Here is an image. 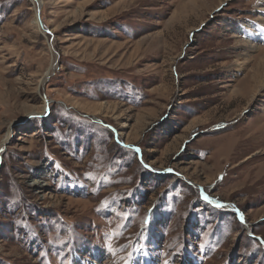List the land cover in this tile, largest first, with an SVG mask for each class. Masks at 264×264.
Segmentation results:
<instances>
[{"label": "rangeland", "instance_id": "374dc122", "mask_svg": "<svg viewBox=\"0 0 264 264\" xmlns=\"http://www.w3.org/2000/svg\"><path fill=\"white\" fill-rule=\"evenodd\" d=\"M260 4L0 0V264H264Z\"/></svg>", "mask_w": 264, "mask_h": 264}, {"label": "bare ground", "instance_id": "6f19581e", "mask_svg": "<svg viewBox=\"0 0 264 264\" xmlns=\"http://www.w3.org/2000/svg\"><path fill=\"white\" fill-rule=\"evenodd\" d=\"M259 6H261V8L259 9V11H261L260 12V14H263L264 13V0H262V5L260 4ZM34 24L37 26L38 24H37V22L35 21L34 22ZM245 33L246 34H250V35H252L253 36V38H255V39H258L259 38V34L254 30V29H251L250 28V31H245ZM244 47H245V51H247V49L248 50H250L251 51V49H254L256 46H254V44H250V43H245V45H244ZM262 50V49H261ZM263 51V56H264V49L262 50ZM247 52H249V51H247ZM248 55V54H247ZM261 64V65H260ZM259 65V68H262V69H259L258 68V70L257 71H255V74H254V76H253V81H254V86L252 87L251 86V90H252V92H254V90L257 92V91H262L263 90V88H264V70H263V68H264V58H263V62H261ZM56 68V66L53 64V66H52V68H51V73L54 71V69ZM245 81V80H244ZM252 81V80H251ZM250 81V82H251ZM246 82H248V80H246ZM245 91V90H244ZM32 114H35V113H32ZM37 114H40V111H38L37 112ZM260 131H258V133H259ZM257 133V132H256ZM260 134V133H259ZM264 134V133H263ZM258 136V135H257ZM248 138V137H247ZM252 138V137H251ZM256 138H258V137H256ZM249 139H247V141H248ZM261 141H262V139H261ZM261 141L260 142H257V141H255V142H257V143H261ZM263 143V142H262ZM264 144V143H263ZM256 145V143L254 144V146ZM258 145H260L261 146V144H258ZM250 146H251V144H250ZM248 147H249V145H248ZM3 150H4V145H1L0 146V154L3 152ZM251 159V158H250ZM249 160V159H248ZM247 161V160H246ZM209 201V200H208ZM209 202H211V203H213L212 201H209ZM216 204L217 203H213V205H215L216 206Z\"/></svg>", "mask_w": 264, "mask_h": 264}, {"label": "snow or ice", "instance_id": "6c2138e0", "mask_svg": "<svg viewBox=\"0 0 264 264\" xmlns=\"http://www.w3.org/2000/svg\"><path fill=\"white\" fill-rule=\"evenodd\" d=\"M134 151L139 152V149H134ZM204 199H205V200H208V197L205 196ZM216 206H217V207H226V205H223V204H220V203H217ZM240 219H241V221L243 222V215H242V214H241V216H240ZM257 239H259V238L257 237Z\"/></svg>", "mask_w": 264, "mask_h": 264}, {"label": "water", "instance_id": "95a60500", "mask_svg": "<svg viewBox=\"0 0 264 264\" xmlns=\"http://www.w3.org/2000/svg\"><path fill=\"white\" fill-rule=\"evenodd\" d=\"M38 19H39L40 23L43 25L41 18H38ZM43 27H44V25H43Z\"/></svg>", "mask_w": 264, "mask_h": 264}]
</instances>
